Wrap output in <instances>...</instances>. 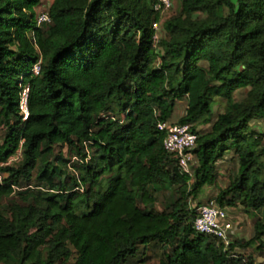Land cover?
Wrapping results in <instances>:
<instances>
[{"label": "trees", "instance_id": "obj_1", "mask_svg": "<svg viewBox=\"0 0 264 264\" xmlns=\"http://www.w3.org/2000/svg\"><path fill=\"white\" fill-rule=\"evenodd\" d=\"M42 2L0 0V264H127L155 243L168 251L161 264H255L232 253L258 242L264 256V137L250 127L264 119V0H181L159 43L152 0H53L39 26ZM216 97L227 104L211 123ZM183 99L178 125L198 135L192 175L158 129ZM59 146L76 160L72 175L45 166L42 190L19 191L5 213L2 200ZM231 150L238 174L217 205L240 203L255 237L227 246L196 231L190 196L215 184ZM151 186L174 189L163 212Z\"/></svg>", "mask_w": 264, "mask_h": 264}, {"label": "rangeland", "instance_id": "obj_2", "mask_svg": "<svg viewBox=\"0 0 264 264\" xmlns=\"http://www.w3.org/2000/svg\"><path fill=\"white\" fill-rule=\"evenodd\" d=\"M53 0H43L41 6L36 9L37 17L43 13L44 11L48 10L51 6ZM174 3V10L169 13L168 15L163 18V23L170 17L176 15L181 9V0H173ZM203 17V16H201ZM162 23V31H161V38L165 37V31L163 29ZM38 26V24H37ZM159 50V48H158ZM248 93V89L244 90L241 89L236 92L235 99L236 101L240 102L246 99ZM226 100L221 97L215 98L214 103V113L211 117V123L217 120L218 116L225 112L226 109ZM187 100L183 99L177 102L175 112L170 120L172 124H179L180 119L186 114L187 109ZM250 127L255 130V132L260 133L264 137V119H254L251 122ZM210 129V125L208 126H201L198 128V132L204 133ZM194 130V129H193ZM7 130L5 128H0V146H2L7 138ZM197 133V132H196ZM68 148L64 147H57L55 150L54 155L50 156L46 159L45 163L41 164L34 172H33V179L30 182H24L25 188L22 190H18L15 188V193L9 197L4 198L2 200V207L5 209L12 201L19 202L20 198L17 197V193L19 191H23L26 189L31 190H42V188L38 189L35 188L36 183L39 184L38 178L45 170V166L54 168L57 166L59 169V175H62L64 179H68L67 174H71V169H74V162L76 161L75 158L70 160V155L68 153ZM21 159V151H18L16 155L11 157L9 164L18 166L19 161ZM71 161V162H70ZM50 165V166H49ZM196 166H198L196 162ZM239 170V163H238V156L235 154L233 150L229 151L226 156L220 160L217 164V180L214 185L204 187L198 196L191 195L190 196V205L193 210L200 207L204 204H209L211 202L218 203V197L220 193L227 189L230 186L231 181L234 177L238 174ZM0 176H4L2 172H0ZM2 182L3 180L0 179ZM101 181V180H100ZM42 187V186H41ZM152 187V186H151ZM162 191L158 190L154 192V188H151V193L154 192L156 197L155 202V210L158 212H163L165 207L170 203L172 191ZM82 191V190H81ZM188 191H191V188H188ZM83 193V192H81ZM219 204V203H218ZM141 207L144 209L145 206L141 204ZM228 214V218L233 225L232 231V241H239L242 243H248L253 241L255 237V228H254V219L250 217V215L246 212L245 208L238 203L234 207H227L225 209ZM7 209H5V213ZM259 243L254 242L252 245L246 248H237L233 251V256L236 257H243L245 261L252 258L255 264H264V256L258 250ZM168 251L164 249V246L160 243L151 244L147 247L140 246V251L138 255L134 259H130L127 264H161L163 260L167 257ZM248 262V261H247Z\"/></svg>", "mask_w": 264, "mask_h": 264}, {"label": "built area", "instance_id": "obj_3", "mask_svg": "<svg viewBox=\"0 0 264 264\" xmlns=\"http://www.w3.org/2000/svg\"><path fill=\"white\" fill-rule=\"evenodd\" d=\"M155 10L161 13L162 21L153 25L155 43H159L161 38L163 18L174 9L173 0H152ZM39 26L50 23L49 14L46 11L38 16ZM35 75H39L40 66L34 68ZM28 90L25 91L22 100V110L25 119L28 118ZM158 129L165 135V150L178 161V167L182 173L192 175V166L196 165L197 158L194 153L197 147L198 135L193 130L192 125H178L170 122L159 123ZM196 219L194 226L201 235L213 236L222 240L227 246L231 244L233 225L228 218L227 211L217 205L216 202L201 205L195 209Z\"/></svg>", "mask_w": 264, "mask_h": 264}, {"label": "crops", "instance_id": "obj_4", "mask_svg": "<svg viewBox=\"0 0 264 264\" xmlns=\"http://www.w3.org/2000/svg\"><path fill=\"white\" fill-rule=\"evenodd\" d=\"M171 122V121H170ZM216 121H214L213 123H215ZM208 126V125H207ZM210 127H211V125H210ZM209 130V129H208Z\"/></svg>", "mask_w": 264, "mask_h": 264}, {"label": "water", "instance_id": "obj_5", "mask_svg": "<svg viewBox=\"0 0 264 264\" xmlns=\"http://www.w3.org/2000/svg\"><path fill=\"white\" fill-rule=\"evenodd\" d=\"M151 188H152V187H150V189H149L150 192H151Z\"/></svg>", "mask_w": 264, "mask_h": 264}]
</instances>
